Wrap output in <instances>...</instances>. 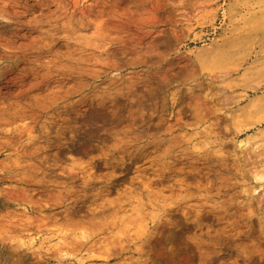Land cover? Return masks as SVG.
Wrapping results in <instances>:
<instances>
[{
  "label": "rangeland",
  "instance_id": "obj_1",
  "mask_svg": "<svg viewBox=\"0 0 264 264\" xmlns=\"http://www.w3.org/2000/svg\"><path fill=\"white\" fill-rule=\"evenodd\" d=\"M0 50L3 129L70 91L0 156V264H264V0H0Z\"/></svg>",
  "mask_w": 264,
  "mask_h": 264
},
{
  "label": "bare ground",
  "instance_id": "obj_2",
  "mask_svg": "<svg viewBox=\"0 0 264 264\" xmlns=\"http://www.w3.org/2000/svg\"><path fill=\"white\" fill-rule=\"evenodd\" d=\"M73 3H74V2H73ZM89 8H90V7H89ZM106 11H107V10H106ZM81 12H82V11H81ZM2 16H3V15H2ZM3 17H4V16H3ZM70 19H71V18H70ZM80 23L83 25L82 22H80ZM69 24L72 25L73 27H74V25H75V24H71V23H69ZM82 25H81V26H82ZM86 25H88V26L93 25V27H94V29H95V31H94V34H95L94 39H97L98 41H99V40H104V41L109 40V43H110L111 41H113V40H112L113 37H111V38H112V39H111V38H108V36L104 35L105 31L103 30V26H102V24H101V21L98 23V21L96 22V21H90V20H89V21H87ZM88 26H87V27H88ZM104 26H105V25H104ZM61 30H62V29H61ZM102 31H104V32H102ZM92 32H93V31H92ZM77 33H78V32H77ZM74 34H75V33H74ZM86 34H87V33H86ZM107 34H108V33H107ZM87 35H88V34H87ZM85 36H86V35H85ZM83 38H84V37H83ZM85 39H86V38H85ZM85 39H84V40H85ZM114 40H116V39H114ZM93 44H94V43H93ZM1 45H2V44H1ZM86 45H87V43H86ZM5 46H7V45H4L3 47L5 48ZM95 46H96V45H95ZM29 47H30V46H29ZM37 47H39V46H37ZM7 48H9V50L11 51V49H10L9 46H7ZM16 48H17V47H16ZM24 48H25V47H24ZM34 48H35V47H34ZM97 48H99L98 45H97ZM1 49H2V47H1ZM13 49H14V48H12V50H13ZM25 49H26V48H25ZM25 49H24V50H25ZM6 50H8V49H6ZM6 50H4V51L2 50V51L4 52V55L1 56L2 58L0 57V81H2L1 76L4 75V74L6 73V71H8V70H14L13 68H15V67L13 66V64H14L15 61H12V59H13V57H14L15 55H17V54H16V52H14V51H13V52H8V51H6ZM20 50H21V49H20ZM27 50H28V49H27ZM27 50H26V51H27ZM29 50H31V49H29ZM32 50H33V49H32ZM37 50H38V49H37ZM0 51H1V50H0ZM15 51H16V50H15ZM22 51H23V50H22ZM26 51H25V52H26ZM25 52H24V54H27V53H25ZM85 53H86V52H85ZM107 53H108V52H107ZM0 55H1V54H0ZM18 55H19V54H18ZM100 55H103V53H100ZM15 57H16V56H15ZM15 57H14V58H15ZM17 57H18V56H17ZM17 57H16V58H17ZM19 57H20V56H19ZM19 57H18V58H19ZM110 57H111V56H110ZM3 58H5V60H3ZM18 58H17V59H18ZM83 58H84V57H83ZM79 59H80V58H79ZM74 60H75V59H74ZM87 60H88V59H87ZM97 60H98V59H97ZM5 62H6V64H4ZM96 63H97V62H96ZM55 65H56V63H55ZM42 66H43V65H42ZM58 67H59V66H58ZM62 67H63V66H62ZM42 68H43V67H42ZM51 68H52V67H51ZM56 68H57V67H56ZM86 68H88V67H86ZM90 68H91V67H90ZM92 68H93V67H92ZM37 69H38V68H37ZM37 69H36V70H37ZM59 69H60V68H59ZM59 69H57V70H59ZM32 70H33V69H32ZM48 70H49V69H48ZM48 70H47V71H48ZM52 70H53V69H52ZM60 70H61V69H60ZM107 70L112 71L113 69H112V67L109 66V65H108V67H107V65H101V67L97 68V70H93L92 72H89V73H88L89 75L86 77V79H91V76H92V75H95V76H96L95 79H97V80H98L99 78H102L103 75H106V77H108L107 74L110 73V72L107 73ZM47 71H46L45 73H44V72L41 73V71H39V72H38V75H37V79H36L37 81H36V82L33 81L32 84H35V85L38 86V87H40V86L42 87V85H43L45 82L50 81V79L53 77V76L50 75V74H52L53 71H52V72L50 71L51 73H50V72L48 73ZM82 71H83V69H82ZM90 71H91V70H90ZM83 74H84V73H83ZM85 74H86V73H85ZM78 75H79V74H78ZM95 76H94V77H95ZM114 77H115V76H114ZM117 77H118V76H117ZM117 77H116V78H117ZM4 78H5V77H4ZM29 79H30V78H29ZM120 79H121V78H120ZM23 81H24V80H23ZM85 81H86V80H85ZM11 83H12V82H11ZM35 85H34V86H35ZM60 85H61V84H60ZM81 85H82V84H81ZM103 85H104V84H103ZM103 85H102V86H103ZM106 85H107V84H106ZM31 86H32V85H31ZM51 86H52V85H51ZM108 86H109V85H108ZM25 87H26V86H25ZM56 87H57V86H56ZM70 87H71V86H70ZM81 87H82V86H81ZM95 87H96V86H95ZM125 87H126V86H125ZM44 88H45V87H44ZM57 88H58V87H57ZM57 88H55L56 91L59 90V89L57 90ZM61 88H62V87H61ZM75 88H76V87H75ZM90 88H91V86H90ZM105 88H106V87H105ZM21 89H22V88H21ZM52 89H53V88H52ZM66 89H67V88H66ZM69 89H70V88H69ZM49 90H50V89H48V91H49ZM55 90H51L52 93H50V94H48V95H46L47 93L44 94V93L42 92V93L45 95V97H44V95H42V97H44L43 100H42V102H44V100H45V103H47V102L49 101L48 103L50 104V108H52L53 105H55V104L58 105V101H59L60 98L64 99L63 97H70V93H69V96H68V94H67L68 92H70L69 90H67V93L65 92V93H66L65 95H67V96H65V95H64V96H61L62 93H60V92H55ZM62 90H63V89H62ZM79 90H80V92H81V91H84V90H86V87H82V88H79V89H74L73 94L76 93L77 91L79 92ZM60 91H61V89H60ZM72 91H73V89H71V92H72ZM62 92L64 93V91H62ZM101 92H103V91H101ZM36 94H37V93H36ZM73 94L71 93V95H73ZM93 94H94V93H93ZM104 94H105V93H104ZM104 94H103V96H104ZM106 94H107V93H106ZM17 95H18V94H17ZM97 95H98V93H97L96 95H94L93 97L96 96V98H97L98 96H100V95H98V96H97ZM107 95H109V94H107ZM101 96H102V95H101ZM103 96H102V97H103ZM109 96H111V95H109ZM112 96H114V95H112ZM36 97H38V95H36ZM36 97H35V99H37V101H38V100L40 101V99H38V98H36ZM88 97H89V96H88ZM39 98H40V97H39ZM84 98H85V97H84ZM91 98H92V97H91ZM91 98H90V99H91ZM111 99H112V98H111ZM64 100H65V99H64ZM104 100H105V99H104ZM108 100H109V99H108ZM39 101H38V102H39ZM60 101H61V100H60ZM38 102L35 104V106L32 105V107L34 106V107H36V108H32V107H31L32 112L34 111L36 115H35V114H33V115H28V114L25 115V114L23 113V116H18V117L15 116L16 118L13 117L14 119H20V120L22 121V123H21L20 125H17V126L12 127V128H4V129H3V127H6V126H4V125H5V124H4L3 127H0V140L2 139V142H0V156H7V157H9L10 155H7V154H5V153H7L8 150H11V148L16 149L18 154H20L19 152L22 153V151H19L20 147H18V148H15V147H14V145H16L17 143H13V142H15V141H12V143L14 144V145H13V144L11 143V140L8 142V139L16 140V139H14L15 137H21V136H22V138H23V135L26 134V135H27V137H26V138H27V141H29V142L34 141V140H33V139L35 138L34 135L36 134L34 131L36 130V128H37L36 126H37V125H35V123H33V122H35V119L38 117V113H39V114H46V111L49 110V109H48V107H49V106H48V103H47V106H48V107H47V106H46L45 104H43V103H41L42 105H40V103L38 104ZM40 102H41V101H40ZM95 102H96V101H95ZM95 102H94V104H95ZM22 103H23V102H22ZM34 103H35V102H34ZM90 103H91V102H90ZM97 103H98V102H97ZM100 103H101V102H100ZM105 103H106V102H103V104H105ZM107 103H108V102H107ZM12 104H13V103H12ZM12 104H9V105H12ZM18 104H19V103H18ZM62 104H63V103H62ZM103 104H102V105H103ZM19 105H20V104H19ZM30 105H31V102H30ZM12 107H13V106H12ZM9 108H10V107H9ZM9 108H8V107H7V108H1V109H0V116H1V115H4L5 113H8V114H9V111H8ZM29 108H30V106L28 107V109H29ZM182 108H183V107H182ZM11 109H13V110H12V112H13V111H14V107L11 108ZM11 109H10V110H11ZM16 109H17V108H16ZM16 109H15V110H16ZM52 109H53V108H52ZM31 110H29V111H31ZM37 111H38V113H37ZM97 111H98V110H97ZM99 111H100V110H99ZM101 111H102V110H101ZM180 111H181V110H180ZM12 112H11L9 115H13V116H14V115H16V114L18 115V113H19V112H18V113L15 114V113H12ZM15 112H16V111H15ZM47 112H48V111H47ZM26 113H27V112H26ZM19 114H20V113H19ZM102 114H103V113H102ZM20 115H22V113H21ZM24 115H25V116H24ZM34 115H35L36 117H35ZM180 115H182V114H180ZM41 116H42V115H41ZM2 117L4 118V116H2ZM8 117H9V116H8ZM10 117H11V116H10ZM10 117H9V119H10ZM0 118H1V117H0ZM42 118H43V117H42ZM6 119H7V118H5V119H3V120H0V124L2 123L1 121H6ZM7 120H8V119H7ZM31 120H32L33 122H32ZM36 120H37V119H36ZM14 121H15V120H13V119L11 120V122H13V125H14ZM18 121H19V120H18ZM18 121H17V122H18ZM259 121H261V120H259ZM259 121H258V122H259ZM6 122H7V121H6ZM6 122H5V123H6ZM8 122H9V124H12L10 121H8ZM8 122H7V123H8ZM17 122H16V123H17ZM3 123H4V122H3ZM31 123H33V124H31ZM38 123H39V122H38ZM7 126H8V125H7ZM40 128H41V127H40ZM42 128H43V127H42ZM37 130H39V129L37 128ZM48 130H49V129H48ZM42 131H43V129H42ZM42 131H41V132H42ZM46 131H47V130H46ZM44 133H45V131H44ZM46 133H47V132H46ZM42 134H43V133H42ZM48 136H49V135H48ZM36 137H37V136H36ZM5 139H7V141H6ZM43 139H44V138H43ZM20 140L22 141V139H20ZM3 141H4V142H3ZM23 141H24V140H23ZM16 142H17V140H16ZM18 142L20 143V141H18ZM29 142H28V144H29ZM129 142H130V141H129ZM172 142H173V141H172ZM35 144H36V143H33V145H35ZM33 145H32V146H33ZM50 145H51V144H50ZM26 146H27V145H25V146L23 145V147H26ZM32 146H31V147H32ZM39 146H40V145H39ZM44 146H45V145H44ZM169 146H170V145H169ZM34 147H35V146H34ZM40 147L43 148V146H40ZM45 147H46V146H45ZM158 147H159V146H158ZM158 147H157V148H158ZM32 148H33V147H32ZM23 149H24V148H23ZM33 149H34V148H33ZM25 150H26V149H25ZM27 150H28V148H27ZM30 150H31L30 153L32 154V151H33V150H32V149H30ZM30 150H29V151H30ZM43 150H44V149H43ZM160 150H161V149H160ZM166 150H167V149H166ZM18 151H19V152H18ZM29 151H27V152H29ZM9 152H10V151H9ZM12 152H13V151H12ZM33 152H34V151H33ZM15 153H16V151H15ZM30 153H29V154H30ZM18 154H17V155H18ZM25 154H26V152L23 153V155H25ZM31 154H30V155H31ZM33 154H35V153H33ZM148 154H149V153H148ZM23 155H22V158H24ZM30 155H29V156H30ZM57 155H58V154H57ZM12 156H13V155H12ZM18 156H19V155H18ZM31 156H33V155H31ZM159 156H160V155H159ZM15 157H16V156L14 155L13 158H15ZM25 157H26V156H25ZM55 157H56V156H55ZM11 158H12V157H11ZM18 158H19V157H17L15 160H13V162H12V159L9 158L8 161L11 160V162H12L14 165H13L11 162H10V163L7 162L6 164H3V166L1 167V168H2V169H1V172H2V173H6V175H9V174H12V175H13V174L19 169L18 167L20 166V164H21V168H22V165L24 164V163H23L24 161L21 160L22 163L19 162V161H18V163H17L16 160H17ZM22 158H21V159H22ZM6 159H7V158H6ZM32 159H33V158H32ZM37 159H38V158H37ZM53 159H54V158H53ZM23 160H24V159H23ZM14 161H15V162H14ZM26 161H28V160H26ZM26 161H25V162H26ZM56 161H57V160H55V162H56ZM0 162H1V163H4L5 160H4V161L2 160V161H0ZM28 162H29V161H28ZM19 163H20V164H19ZM31 163H32V161H31ZM34 163H35V162H34ZM16 164H17V166H16ZM18 164H19V165H18ZM40 164H41V163H40ZM37 165H38V164H37ZM57 165H58V163H57ZM52 166H53V165H52ZM54 166H55V165H54ZM60 166H63V165H60ZM24 167H26V166H23V168H24ZM65 167H66V166H65ZM78 167H79V166H78ZM29 168H30V167H29ZM73 168H74V166H73ZM36 169L38 170L39 168L37 167V168H35V170H36ZM68 169H69V168H68ZM71 169H72V168H71ZM35 170H34V171H35ZM41 170H42V169H41ZM73 170H74V169H73ZM29 171H30V170H29ZM22 172H24V170H22ZM26 172H27V171H25V173H26ZM30 172H31V171H30ZM32 172H33V171H32ZM37 172H38V171H37ZM67 172H68V170H67ZM2 173H1V174H2ZM25 173H24V174H25ZM44 173H45V172H44ZM15 174H18V173H15ZM21 174H22V173H21ZM42 174H43V173H42ZM3 175H4V174H3ZM26 175L28 176V178L32 176V174H31V176H29L28 173H27ZM34 175H36V174H34ZM15 176H16V175H15ZM18 176L20 177V175H18ZM90 176H91V175H90ZM10 177H11V176H9V178H10ZM21 177H22V179H23V178L26 177V176L24 175V176H21ZM21 177H20V178H21ZM6 178H7V177H6ZM12 178H14V177H12ZM12 178H11V179H12ZM15 178H17V177H15ZM35 178H36V176H35ZM22 179H21V180H22ZM29 179H31V178H29ZM32 179H33V178H32ZM18 180H19V179H18ZM36 180H37V179H36ZM27 181H28V180H27ZM31 181L34 182V180H31ZM17 182H19V181H17ZM25 182H26V179H25ZM28 182H29V181H28ZM28 182H27V183H28ZM29 183H30V182H29ZM3 191H4V190H3ZM4 193H5V192H4ZM83 195H84V194H83ZM163 199H165V198H163ZM8 200H10V199L8 198ZM108 200H109V199H108ZM151 200H152V199H151ZM151 200H150V201H151ZM167 200H168V199H167ZM13 201H14V200H13ZM110 201H111V200H110ZM152 201H153V200H152ZM165 201H166V200H165ZM111 202H112V201H111ZM113 202H114V201H113ZM158 202H159V201H158ZM167 202H168V201H167ZM38 203H39V201H38ZM163 203H166V202H163ZM99 204H100V203H99ZM101 204H103V203H101ZM133 204H136V203H133ZM144 204H145V203H144ZM150 205H151V203H150ZM164 205H165V204H164ZM109 206H110V204H109ZM109 206H107V207H109ZM112 206H113V205H112ZM162 206H163V205H162ZM113 207H114V206H113ZM102 208H103V207H102ZM102 208H101V210H102ZM105 208H106V207H105ZM110 208H111V207H110ZM120 208H121V207H120ZM136 208H137V207H136ZM118 209H119V208H118ZM103 210H104V209H103ZM116 210H117V209H116ZM104 211H105V210H104ZM102 212H103V211H102ZM98 213H99V212H98ZM137 213H139V211H138ZM101 214H102V213H101ZM121 214H123V213H121ZM123 215H124V214H123ZM117 216H118V215H117ZM122 218H123V217H122ZM115 219H116V218H115ZM101 220H102V219H101ZM127 220H128V218H127ZM127 220H126V222L129 223L130 219H129V221H127ZM109 221H110V219H109ZM114 221H115V220H114ZM114 221H113V222H114ZM121 221H122V220H121ZM139 222H140V221H139ZM32 223H33V222H32ZM119 223H120V222H119ZM104 224H105V223H104ZM107 224H108V223H107ZM114 225H115V224H114ZM21 226H22V225H21ZM27 226H28V225H27ZM98 226H99V224H98ZM106 226H107V225H106ZM24 227H26V226H24ZM29 227H30V226H29ZM101 227H102V225H101ZM15 228H16V229H19V228H17V227H15ZM39 228H40V227H39ZM39 228H38V229H39ZM38 229H37V231H38ZM94 229H95V228H94ZM0 230H2V229L0 228ZM3 230H4V228H3ZM3 230L0 231V232H1L0 235H2V232H3V234H4V233L6 234L7 232H9L8 229H6L5 231H3ZM7 230H8V231H7ZM109 230H110V229H109ZM123 230H124V228H123ZM6 231H7V232H6ZM10 231H11V230H10ZM19 231H20V230H19ZM34 231H35V230H34ZM37 231H36V232H37ZM21 232L23 233L24 231H21ZM15 233H16V232H15ZM18 233H19V232H18ZM9 234H10V232H9ZM16 234H17V233H16ZM131 234H132V233H131ZM148 234H149V233H148ZM6 235H7V234H6ZM12 235H13V233H12ZM119 235H120V234H119ZM128 236H129V235H128ZM142 236H143V235H142ZM12 237H13V236H12ZM88 237H89V236H82L81 239H82V240H83V239H87ZM6 238H7V237H6ZM8 238H10V236H8ZM1 239L5 241V235H2ZM78 239H79V238H78ZM88 239H89V238H88ZM119 239H120V238H119ZM146 239H147V238H146ZM2 240H1V241H2ZM6 240H7V239H6ZM9 240H10V239H9ZM75 240H77V239H75ZM89 240H90V239H89ZM65 241H66V240H65ZM71 241H72V240H71ZM71 241L68 242V243H71ZM86 241H87V240H86ZM94 241H95V240H94ZM107 241H108V239H107ZM116 241H118V240H116ZM129 241H130V240H129ZM149 241H150V240H149ZM74 242H75V241H74ZM74 242H73V244L71 243L72 246L76 244V243H74ZM111 242H112V241H111ZM118 242H120V244H121L122 241H118ZM82 243H83V241L80 242V244H79V241H78V244H76V246H77V245H81ZM86 243H87V242H86ZM89 243H90V242H89ZM110 244H111V243H110ZM115 244H116V243H115ZM19 245H20V244H19ZM84 245H86V244H84ZM116 245H117V244H116ZM118 245H119V244H118ZM118 245H117V246H118ZM123 245H124V243H123ZM144 245H145V244H144ZM81 246H82V245H81ZM114 246H115V245H114ZM120 246H121V245H120ZM18 247H19V246H18ZM67 247H68V246H67ZM69 247H70V246H69ZM115 247H116V246H115ZM72 248L75 249V246L71 247V249H72ZM103 248H104V247H103ZM123 248H124V247H123ZM138 248H139V247H138ZM143 248H144V247H143ZM108 249H109V247H108ZM141 249H142V248H141ZM145 249H146V248H145ZM147 249H148V248H147ZM105 250H106V249H105ZM63 251H64V250H63ZM60 252H61V251H60ZM112 252H113V251H112ZM149 252H150V251H149ZM140 253H142V252L140 251ZM108 255H109V253H108ZM108 255H107V256H108ZM116 256H117V255H116ZM111 257H112V256H111ZM8 264H9V263H8Z\"/></svg>",
  "mask_w": 264,
  "mask_h": 264
}]
</instances>
